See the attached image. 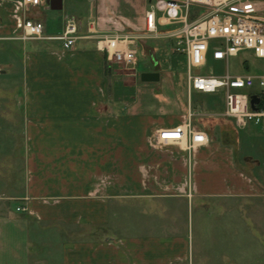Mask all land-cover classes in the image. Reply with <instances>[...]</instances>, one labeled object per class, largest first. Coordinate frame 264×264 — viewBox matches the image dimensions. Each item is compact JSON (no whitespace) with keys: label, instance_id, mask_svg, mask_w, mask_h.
I'll return each mask as SVG.
<instances>
[{"label":"crops","instance_id":"crops-1","mask_svg":"<svg viewBox=\"0 0 264 264\" xmlns=\"http://www.w3.org/2000/svg\"><path fill=\"white\" fill-rule=\"evenodd\" d=\"M22 1L0 0V39L17 33ZM48 2L55 14L31 12L48 36L73 17L87 38L72 50L0 40L20 100L0 158V264H264V162L241 156L234 121L195 104L187 82L184 101L185 60L166 63L154 40L137 45L152 58L141 73L97 48V35L144 28L150 0H63V14ZM189 110L209 143L162 141Z\"/></svg>","mask_w":264,"mask_h":264},{"label":"built area","instance_id":"built-area-1","mask_svg":"<svg viewBox=\"0 0 264 264\" xmlns=\"http://www.w3.org/2000/svg\"><path fill=\"white\" fill-rule=\"evenodd\" d=\"M45 4L46 0H23L17 33L0 40L60 42L65 50H72L78 40L87 38L79 36V24L73 17L66 20L62 34L48 36L43 22L31 17L33 9ZM96 39L98 50L106 54L109 63L127 69L137 66L139 42L170 41L172 54L185 60L189 95H220L223 111L218 116L233 120L239 129L249 125L264 129V75L234 76L229 72L230 59L242 52L252 51L264 59V0H150L144 28L100 34ZM210 60L222 63L225 73H204ZM255 87L260 91L251 93ZM252 96L261 98L257 111L252 109ZM194 116L189 110L185 126L164 132L161 140L183 142L189 151L209 143L208 136L193 126Z\"/></svg>","mask_w":264,"mask_h":264},{"label":"rangeland","instance_id":"rangeland-1","mask_svg":"<svg viewBox=\"0 0 264 264\" xmlns=\"http://www.w3.org/2000/svg\"><path fill=\"white\" fill-rule=\"evenodd\" d=\"M66 7V5H65ZM39 9V8H38ZM40 13L43 14L44 19L48 17V14L55 12H50L46 8H40ZM65 11L57 12V14H63ZM151 46L159 45L162 49L161 56L166 63H170V60L177 59L178 57L172 55L173 46L169 41H151L149 42ZM9 54L0 52V64L1 62L12 59L9 58ZM139 65L137 71L139 73L145 72L147 68L152 65V58L146 56L143 51L138 56ZM177 72L179 79V90L184 101L189 100L188 92L184 88L183 84L187 82V72L185 68V63L181 59H177ZM246 62V63H244ZM7 70L6 68H4ZM0 72V158L3 156L4 149H7V152L13 151V144L10 140H13L14 137V126L10 124L15 120L14 108L19 106L20 100L16 98L12 91L15 85L13 76H5L4 71ZM155 70L160 71L161 73L166 74L168 72H175L174 69H162L161 66L155 68ZM211 70L217 75H223L225 73V66L222 63H216L212 60L209 61L206 68L202 71L204 73H210ZM124 71V70H123ZM125 72V71H124ZM229 72L234 76H262L264 75V59L256 57L252 51L242 52L238 57L231 58L229 62ZM260 90L258 87H255L253 90H250L251 93H258ZM6 93V94H5ZM221 96H212V95H203L193 94L192 99L196 104L198 103L209 106V109L221 108L223 107ZM6 110L10 111L6 113ZM11 120V121H9ZM19 125V124H18ZM19 132V131H18ZM232 141V140H231ZM239 141L241 148V156L251 155L256 157L259 161L264 162V129L261 126L249 125L246 128L239 129ZM254 166V165H253ZM15 210V208H14Z\"/></svg>","mask_w":264,"mask_h":264},{"label":"water","instance_id":"water-1","mask_svg":"<svg viewBox=\"0 0 264 264\" xmlns=\"http://www.w3.org/2000/svg\"><path fill=\"white\" fill-rule=\"evenodd\" d=\"M48 4L52 11H62L63 0H49ZM142 80L144 82H157L160 80V74L158 73H146L143 74ZM261 103V98L259 96L251 97V106L253 110L257 111V106Z\"/></svg>","mask_w":264,"mask_h":264},{"label":"bare ground","instance_id":"bare-ground-1","mask_svg":"<svg viewBox=\"0 0 264 264\" xmlns=\"http://www.w3.org/2000/svg\"><path fill=\"white\" fill-rule=\"evenodd\" d=\"M164 6H163V4H160V8H163ZM171 138H175V137H171Z\"/></svg>","mask_w":264,"mask_h":264},{"label":"trees","instance_id":"trees-1","mask_svg":"<svg viewBox=\"0 0 264 264\" xmlns=\"http://www.w3.org/2000/svg\"><path fill=\"white\" fill-rule=\"evenodd\" d=\"M263 103H264V101H263Z\"/></svg>","mask_w":264,"mask_h":264}]
</instances>
